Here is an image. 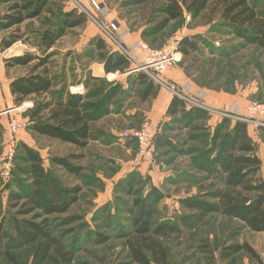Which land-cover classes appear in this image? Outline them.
Returning a JSON list of instances; mask_svg holds the SVG:
<instances>
[{"label": "rangeland", "instance_id": "374dc122", "mask_svg": "<svg viewBox=\"0 0 264 264\" xmlns=\"http://www.w3.org/2000/svg\"><path fill=\"white\" fill-rule=\"evenodd\" d=\"M100 1L105 8L102 15L95 13L99 23L107 26L111 20H114L119 27L120 22L123 23L129 32L139 33L138 40L143 41L152 50H161L171 40L181 41L185 37H198L197 53L188 57L182 56L179 63L168 68L160 77L167 86H174L181 94L200 100L203 98L207 101L209 97H225L228 103L237 101V104L245 106L243 112H239L236 106H232L230 110L222 109L235 116H246L251 104H264V51L257 46L245 45L231 30L222 27L219 19L210 12L197 19H192L186 12L180 20L170 24L165 31L153 35L154 29L163 19L160 13L161 4L150 1L138 7L122 8V3L126 0ZM251 2L258 6L259 11L264 12V0H251ZM5 11L6 8L1 9L0 16ZM68 12H72L69 0H53L40 18L28 21L21 27L23 41L16 43L12 47L13 51L10 48V51L5 52L7 58L26 54L42 56L43 49L40 46L39 36L47 28L60 23L64 14ZM100 30L102 31L101 27L89 19L85 25L70 30L58 43L54 51L56 56L52 58L53 63L47 67L53 75L56 90L82 85L84 90L81 95H86L91 92L105 91L116 84H125L132 71L105 75L100 77L99 81L92 76L91 67L95 68L99 62H90L93 60L92 55L96 54L94 48L90 46V41L100 36ZM13 32L14 30L4 32L0 34V37L8 36ZM144 32L147 34L146 38L141 36ZM138 42L137 48L140 50ZM140 51L139 54H135L138 59L144 56L143 51ZM128 60L130 68L136 67L130 59ZM36 63L12 69L8 75L6 73L2 86L4 88L1 87V90H5L10 78L28 75ZM173 72L180 74V80L168 79V75ZM37 73H42V70ZM187 81L190 83L188 84ZM162 88L164 87L158 88V92ZM126 90L131 92L128 99L134 96L133 100L128 101L126 108L136 111L129 124L120 126V133L137 131L146 121H150L155 128L158 127L141 112L152 109L151 102L159 94L143 103L138 95L140 87L134 86L132 89L127 87L124 92ZM192 90H195L198 95H191ZM1 97L0 224L16 212L10 208V193L21 191L20 184L27 185L30 182L29 177L24 173L27 165L21 149L15 152L10 176L8 178L2 176L1 159L4 154L8 125L12 119H17L26 126L18 136L19 144L23 143L35 149L41 156L45 168L52 172L64 187L77 185L83 190L80 201L67 215L52 217L58 226L56 233L58 245L54 250L73 251L72 264H130L126 239L120 238V234L131 231L130 210L136 198L144 197L151 188H157L164 196L163 201L158 205V222L174 221L177 216L194 214L181 207L179 203L181 199L195 198L212 186V182H201L202 174L191 170L189 164L194 157L193 154L208 144L220 120L218 115L209 113L211 119L199 123L195 129H182L180 132L167 134L179 148H184L186 155L177 156L168 149H163L155 152L152 164H146V162L132 164L137 158L135 146L126 149L117 140L116 145H108L109 141L115 142V140L107 132L112 125H118L116 120L123 124L124 121L121 119H106L95 125L94 130L99 142H91L87 149L81 150L71 145L38 137L31 132V105L33 108L43 98L31 97L18 106L14 103L13 97H6L3 93ZM122 98L123 92L116 98L119 105L122 104ZM27 105L30 107L28 108ZM122 107L124 108L125 104ZM45 117L42 122L45 121ZM249 126L251 137L257 146V153L263 161L264 176V135L259 131V126L255 124H249ZM122 139L126 142V138ZM74 155L84 156L78 162L71 160L72 164L81 165L84 168L80 177L70 175L52 163L54 158H68ZM74 218L77 220L65 223L66 220ZM98 236L106 237L107 242L96 243ZM243 242H248L250 245L257 243L261 247L264 243V234L259 235L242 229L237 221L211 215L195 234L189 233L182 239H173L172 248L176 264H231L230 260L222 259V254L228 251L230 245ZM33 252L34 246H30L15 252L14 255L20 264H30ZM57 256L54 251L55 260L58 259ZM243 256L241 254L235 257L236 264H245ZM0 264L10 263L1 259ZM45 264L57 263L52 260Z\"/></svg>", "mask_w": 264, "mask_h": 264}, {"label": "trees", "instance_id": "16d2710c", "mask_svg": "<svg viewBox=\"0 0 264 264\" xmlns=\"http://www.w3.org/2000/svg\"><path fill=\"white\" fill-rule=\"evenodd\" d=\"M52 1L0 0V10L6 8L5 13L0 16V34L14 30L12 34L0 37L1 52L23 41L21 27L28 21L40 18ZM69 1L72 12L64 14L60 23L47 28L39 36L43 55L26 54L8 58L5 60V68L10 73L12 69L37 62L28 75L12 78L9 88L14 103L19 106L28 98H43L31 108V132L38 137L84 150L91 141L99 140L94 130L95 124L112 114L121 113L131 92H124L126 85L122 83L105 91L86 95L73 94L66 87L56 90L53 75L50 68H47L52 65V58L56 56L51 50L70 30L85 25L90 19ZM150 1L161 4L160 13L163 16L153 35L165 31L186 12L192 19L210 12L219 19L222 27L231 30L245 45L257 46L264 51V12L259 11L251 0H126L122 3V8L138 7ZM92 15L97 20V15ZM99 32L100 36L90 41V46L96 52L90 62L98 61L103 64L106 75L133 71L135 67L130 68V61L118 46L104 32ZM141 36L146 38L147 34L144 32ZM179 50L184 57L197 53L198 37L183 38L179 42ZM39 70L42 73L38 74ZM94 79L99 81L101 78ZM125 84L131 89L134 86L140 87L138 95L142 102L148 101L161 88L144 72H131ZM122 92V104L119 105L116 98ZM44 116L45 121L42 122ZM209 119L207 111L191 107L174 95L167 107L165 119L156 127L152 144L154 154L168 149L177 156L186 155L184 148H179L167 134L180 132L182 129H195L196 125ZM219 119L208 144L193 154L189 164L191 170L202 174L201 182H212V186L195 198L179 201L181 207L194 214L177 216L174 221L158 222V205L164 196L157 188H151L144 197L133 201L130 210L131 231L120 234V238L126 239L130 264H176L173 239H182L189 233L195 234L211 215L237 221L242 229L254 233L264 232L263 161L251 137L250 126L242 121ZM259 131L264 135V127H260ZM124 146H135L137 151L133 139L126 138ZM18 149L25 155L27 167L24 173L30 182L27 185L21 183V191L11 192L9 195L10 208L16 212L0 224V260L20 264L14 253L34 246L30 264H45L52 260L57 264H72L73 251L54 250L58 245V226L52 217L67 215L80 201L83 190L77 185L64 187L45 168L41 156L32 147L19 144L18 140L16 150ZM83 157L74 155L54 158L52 163L68 174L80 177L84 168L72 164L71 160L78 162ZM74 220L77 218L66 220L65 223ZM98 237L96 243L107 242L106 237ZM54 251L58 255L57 260L53 258ZM241 254L248 258L250 264H264L258 252L248 242L230 245L221 257L236 264L235 257Z\"/></svg>", "mask_w": 264, "mask_h": 264}, {"label": "built area", "instance_id": "2783aa9c", "mask_svg": "<svg viewBox=\"0 0 264 264\" xmlns=\"http://www.w3.org/2000/svg\"><path fill=\"white\" fill-rule=\"evenodd\" d=\"M81 12L86 14L96 24L101 27L105 35L123 52V54L130 59L135 65L132 72H144L156 83L168 88L175 96L185 101L189 106L196 107L218 115L220 118L233 119L235 121H242L247 124H255L259 127H264V104L254 103L249 107V113L246 116H235L229 112H224L216 108L206 105L202 100L188 97L177 90L176 87H169L160 79V77L167 71L168 68L173 67L182 59V53L179 50V40H171L161 50L150 49L143 41L138 42L140 50L143 51L144 56L140 59L121 42L118 37L119 26L115 21H110L107 27L100 24L92 14H103L104 5L98 0H71ZM84 87L82 85L70 89L73 94H82ZM27 107L29 108L30 105ZM32 108V105H31ZM25 125L17 120L12 119L9 122L7 136L4 144V154L1 159L2 176L8 178L11 174L12 163L14 160L16 146L18 143V136L22 130H25ZM156 136V128L150 121H146L141 129L137 131H127L123 134L124 138L133 139L137 145L136 162H146L152 164L154 161V151L152 148L153 140Z\"/></svg>", "mask_w": 264, "mask_h": 264}, {"label": "crops", "instance_id": "0c3cea01", "mask_svg": "<svg viewBox=\"0 0 264 264\" xmlns=\"http://www.w3.org/2000/svg\"><path fill=\"white\" fill-rule=\"evenodd\" d=\"M111 21H114V20H111ZM139 35H140L139 33H131V32H129L125 28V25L120 22L118 37L126 45V47L129 48L136 55H137V53L139 54V52H141L137 48V42L140 41V40H138V38H140ZM55 48L56 47H54L51 51H55ZM10 50L12 51V50H14V48L13 49L11 48ZM5 52H1V50H0V100L2 98L1 97L2 93L6 97H12V95L10 93V88H9V85H10V82H11L12 78H10L7 86L5 87V90L4 91L1 90V87L4 84L5 76H6V73H7L6 72V68H5V60L8 59V58L5 55ZM96 66H95V68L91 67L92 76L96 77V78H100V77L105 76L106 74H105V71H104L103 64L99 63ZM7 75H8V73H7ZM168 77H169L168 79H170L172 81H175L176 78H178L180 80V74L177 73V72H173V74H169ZM187 82H188V84L190 83L189 81H187ZM124 85H126L125 89H127V84H124ZM2 88H4V87H2ZM164 88H162V90L160 92H157L156 95L159 94L158 97L151 102V103H153L152 109H146V110L142 109L143 111L141 112V113H143L145 115V117L146 116L149 117V119H151L153 121V123L156 124V125H159L165 119V114H166L167 107H168L170 101L172 100V98L174 96V94L168 88H166V87H164ZM190 93H191V95H194V96L198 95L195 92V90H192ZM136 97H138V96H136ZM153 97H151L149 99V101L152 100ZM132 98H134V96L129 98L124 103L125 107L124 108L122 107L121 113L112 114L111 116L106 118L107 120L108 119H121V121H124L123 124H120L116 120L118 125H112L111 129L107 132L115 140V142L109 141L108 145H113V144H115L117 142L121 143L122 145L125 144V140L122 139L123 138V134L120 133V131H119L120 129L119 128H120V126L124 127L126 124H129L131 117L133 116V114L136 111V110H130V109L126 108L127 104L129 103L128 101L133 100ZM225 99H226L225 97H220V98H211V97H209V99L206 101V100H204L202 98L203 102L206 105H208V106H210L212 108L221 109V110L222 109L230 110L232 106H236V107L239 108V112H243V110L245 109V106H242L241 104H237V101H235V103H233L234 101H231V102L229 101V103H228L227 101H225ZM139 100H140V98H139ZM143 103H145V102H143ZM237 114H241V113H237ZM112 117H114V118H112ZM106 119H104V120H102V121H100L98 123H102ZM97 124H95V125H97ZM116 140H117V142H116ZM91 142L98 143L99 140H94V141H91ZM89 146H90V144H89ZM124 148L129 149V148L125 147V146H124ZM132 164H137L136 158L133 160ZM256 234L260 235V234H264V232L263 233H256ZM251 246L258 252V254L260 255L261 259L264 261V243L262 244L261 247L257 243L256 244L253 243ZM243 260H244L245 264H250V262H249L247 257L243 256Z\"/></svg>", "mask_w": 264, "mask_h": 264}, {"label": "bare ground", "instance_id": "6f19581e", "mask_svg": "<svg viewBox=\"0 0 264 264\" xmlns=\"http://www.w3.org/2000/svg\"><path fill=\"white\" fill-rule=\"evenodd\" d=\"M13 51V50H12Z\"/></svg>", "mask_w": 264, "mask_h": 264}]
</instances>
